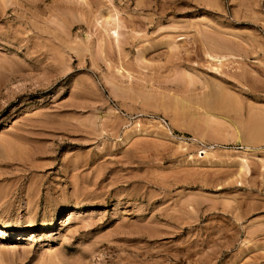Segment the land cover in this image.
<instances>
[{
	"label": "rangeland",
	"instance_id": "obj_1",
	"mask_svg": "<svg viewBox=\"0 0 264 264\" xmlns=\"http://www.w3.org/2000/svg\"><path fill=\"white\" fill-rule=\"evenodd\" d=\"M0 264H264V0H0Z\"/></svg>",
	"mask_w": 264,
	"mask_h": 264
},
{
	"label": "bare ground",
	"instance_id": "obj_2",
	"mask_svg": "<svg viewBox=\"0 0 264 264\" xmlns=\"http://www.w3.org/2000/svg\"><path fill=\"white\" fill-rule=\"evenodd\" d=\"M70 215H72V214L69 213V216H70ZM2 230H3V229H2Z\"/></svg>",
	"mask_w": 264,
	"mask_h": 264
}]
</instances>
